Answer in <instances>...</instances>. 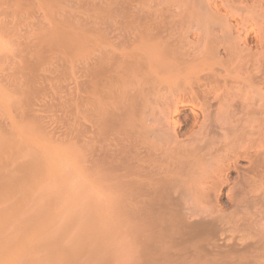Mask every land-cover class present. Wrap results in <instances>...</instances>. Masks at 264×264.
<instances>
[{"label": "bare ground", "instance_id": "obj_1", "mask_svg": "<svg viewBox=\"0 0 264 264\" xmlns=\"http://www.w3.org/2000/svg\"><path fill=\"white\" fill-rule=\"evenodd\" d=\"M133 8L153 37L142 42L143 33L133 31L131 46L118 49L114 74L104 70L105 39L86 37L85 67L96 79L87 74L85 154L80 176H66L70 185L80 183L92 203L131 205L132 264H211L223 254L221 242L231 264H264V194L256 195L264 193V0H136ZM192 83H211L196 125L210 120L220 136L210 142L207 131L191 129L185 145L173 115L188 104L178 87ZM16 130L9 142L0 131V264H107L114 246L104 240L117 218L103 228L101 219L83 222L63 242L66 225L45 211L61 169L47 172L37 150L44 140L36 144ZM233 172L226 195L241 216L227 226L225 214L203 203Z\"/></svg>", "mask_w": 264, "mask_h": 264}, {"label": "rangeland", "instance_id": "obj_2", "mask_svg": "<svg viewBox=\"0 0 264 264\" xmlns=\"http://www.w3.org/2000/svg\"><path fill=\"white\" fill-rule=\"evenodd\" d=\"M135 1L0 0V131L7 138L10 137L9 140L7 139L9 142L14 134L17 135L16 129L28 128V130L24 128L21 130L23 132L25 130L26 134L30 135L31 141L34 138V143L38 144L39 140H44L42 146L46 144L41 148L42 151L37 145L35 146L39 148L37 150L40 153H43L41 155L44 157V168L49 169L47 172L53 168H55L54 171L61 169L56 171L61 175L56 174V178L52 177L54 183L52 182L51 185L54 184V188L51 186L48 190L50 195L45 204V211L57 213L59 223L66 225L64 229V239H66L63 242L76 233L77 227L80 228L78 225H85L83 222L90 221L96 225L101 219L103 228L107 218H117L108 222L112 225L110 228L112 232L108 229L104 240L111 242L112 247L114 246L110 252L112 257L107 260V264H132L133 262L130 233H128L131 205L126 201L113 206L87 201L84 196L82 197L81 184L76 183L78 187L76 184L73 187L67 177L70 173L76 178V175L80 176L81 173L85 154L86 88L93 89L87 82V74L91 82L96 79L95 69L91 68L87 71L85 67L86 37L89 32H92L94 37L105 39V56L109 58V61L104 66V70H107V74H114L118 49L123 44L127 48L131 46L128 39L131 41L134 39L133 31L143 33L142 42L153 37V33H144L147 27L133 8ZM119 30L121 36L118 34ZM132 71L128 69V75L124 76L132 79ZM168 82L169 78L166 77L164 84ZM207 86L212 85L205 83L198 86L192 83L191 85L181 84L178 87L184 95L182 96L184 102L188 104L179 105V112L174 114L173 118L180 123L177 134L185 145H190L188 140L191 129L207 131L206 137L210 142L220 136L218 128L210 127V120H207L200 129L196 125L203 122L200 109L201 92ZM167 91L168 89H162L163 97L167 95ZM90 115L94 120L93 110L90 111ZM29 131L33 133L29 134ZM11 132H14L13 135ZM40 132L44 135H40ZM30 138L26 139L27 143L29 147H34V143L32 145L29 141ZM0 139L4 140L1 137ZM102 155L103 152H100L99 155H93V158L100 159ZM239 163L246 164L242 161ZM227 172L224 170L219 174L224 175ZM234 176L235 172L229 174L228 182L222 184L218 182L213 185V188L209 189V198L203 203V206L209 210L225 214L227 226L235 222L237 219L235 217L241 216V213L234 210L226 195L233 187ZM45 184L47 182L43 181L40 185L41 193L46 190L43 189ZM232 191L237 197V189ZM262 191L264 192V189ZM263 194L261 191L256 193L261 197ZM261 203L257 206L263 207ZM110 210L112 211L109 212ZM240 228L242 229L241 226ZM223 236H225L224 232L221 234L222 239ZM101 239L102 237L100 242ZM94 241L95 238H90L83 244ZM221 244L223 250V254L219 255L221 262L216 259L217 262L214 261L211 264H231L226 246L223 242ZM213 255L210 254V256Z\"/></svg>", "mask_w": 264, "mask_h": 264}]
</instances>
